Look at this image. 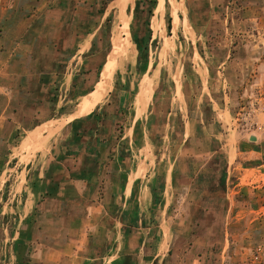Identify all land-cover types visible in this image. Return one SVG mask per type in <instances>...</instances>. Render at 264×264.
Instances as JSON below:
<instances>
[{
    "label": "rangeland",
    "instance_id": "rangeland-1",
    "mask_svg": "<svg viewBox=\"0 0 264 264\" xmlns=\"http://www.w3.org/2000/svg\"><path fill=\"white\" fill-rule=\"evenodd\" d=\"M138 1L135 13L136 0H0V97L11 100L0 220L7 215L14 223L7 211L24 196L31 149L44 143L41 153L50 154L83 140L85 167L101 165V172L69 212H85L88 202L101 214L89 224L91 236L104 230L100 246L107 250L114 237L102 203L113 193L120 201L108 170L121 166L135 183L124 209L137 206L146 223L132 228L117 252L139 264L156 254L152 264H264V0ZM67 24L69 48L57 54L50 39ZM129 47L133 60L117 68ZM67 65L68 88L55 94L60 104L65 97L63 106L40 114L38 102L34 113L32 100L45 98L36 90L39 74ZM95 86L74 112L90 114L69 122ZM6 87L23 91L7 94ZM44 126L54 133L43 142L37 133Z\"/></svg>",
    "mask_w": 264,
    "mask_h": 264
},
{
    "label": "crops",
    "instance_id": "crops-1",
    "mask_svg": "<svg viewBox=\"0 0 264 264\" xmlns=\"http://www.w3.org/2000/svg\"><path fill=\"white\" fill-rule=\"evenodd\" d=\"M50 40L51 43L57 45L54 50L57 54L66 55L65 52L69 48V24L65 28L62 26V29L59 32H55V35ZM115 40L112 41L113 52L116 50L113 47ZM81 44V50L88 45L86 40ZM62 45L66 46L64 47V52L60 50L63 48ZM108 62L107 60L100 75L101 81ZM49 71L48 73L42 72L39 74L38 82L40 86H37L36 90L39 94L41 92L44 93L46 99L42 100L43 97H41V100L35 98L32 100V104L29 106L34 113H36L38 102L40 114L46 107L50 110L63 106L65 102L64 97L60 104L55 94L62 90L65 84L66 88H68L69 66H64L56 71ZM99 84L97 83V85ZM96 86L92 89L93 91L81 97L76 109L70 115L68 113L67 119H69V122L77 121L79 120L78 118L90 114L91 109L85 111L84 113L89 112L83 116H74V112L79 109L82 101L88 97L84 98L94 92ZM3 90L7 91V94L10 92L17 93L18 91L21 93L23 91L20 87L17 90L10 87H6ZM50 92L52 96H50ZM10 102L9 96L2 95L0 97V156L4 153H7L4 154L5 156L10 155L9 149L11 147H8V145L3 147L2 145L4 144L2 143L4 134L9 131V124H11V121L7 119L9 117L7 108ZM2 115L5 116L2 117ZM34 118L31 116L29 119ZM37 118L42 119V115ZM48 119H58V116H50ZM17 128H20V126L18 125ZM29 141L28 136L21 148L26 146ZM60 147L59 149H56L57 147H54L53 150L51 149L50 154L47 151H44L46 153L43 154L41 153L44 148L43 143L37 149L29 151V155L34 154V158L25 167L24 178L26 183L20 189V192L23 191L24 196L19 193L20 195L16 199L18 205L10 206L7 211L14 213L12 217L14 223L12 225L11 222H8L7 215L4 218V222L0 220V264H53L52 262L55 264H139L131 254L117 252L120 246L119 241L126 240V237L132 235V228L134 229L138 225L143 228L139 218L128 222V220L130 221V216H125V211L128 209L124 208L131 201L130 196L135 184L131 183L133 181H131L130 175H123L121 166H113L112 169L108 170L109 174L107 177L109 182L114 186L119 184L120 201L116 202V194L112 192L113 194H109L107 201L102 203L104 204L103 206L107 207L106 213L108 214V219L111 220L110 227L114 236L112 245L107 247L106 250L105 247L100 246L101 242L99 240L102 237L101 235H104V230L99 231L100 233L94 237L91 236L93 233L90 232L93 226H89L91 220L95 223L97 216L99 217L101 214L91 213L88 202L85 203V212H81V214L69 212V203H83L84 196L89 194L90 188L96 186V178L101 172V165H96L91 169L85 167L89 160L90 152L83 140L81 142L69 140V143ZM1 160L0 158V163ZM34 171H37L35 173L37 179L31 182L29 173ZM123 176H125V179L123 184H121ZM147 186L149 188L154 187L152 183ZM128 194L130 198L127 197ZM72 198L74 199L72 200ZM33 208H38L39 212L36 209L35 213L30 214ZM0 214H3V212ZM137 215L139 217L138 212ZM105 251L106 253L108 251V254L110 253L108 257H106V254L103 256ZM93 252L97 254L91 257L90 253ZM156 258L157 254L150 257V263L152 264Z\"/></svg>",
    "mask_w": 264,
    "mask_h": 264
},
{
    "label": "trees",
    "instance_id": "trees-1",
    "mask_svg": "<svg viewBox=\"0 0 264 264\" xmlns=\"http://www.w3.org/2000/svg\"><path fill=\"white\" fill-rule=\"evenodd\" d=\"M138 7H139V1L136 0L135 7H134V12L135 13L137 12ZM169 26H170V22H168L167 28H169ZM131 45H132V43H131ZM133 52H134L133 48H131V47L127 48L124 51V53L118 57V59H117V68L120 66V64L123 61L131 62L133 60V57H134ZM100 81H101V79H100ZM100 81H99V83H100ZM53 133H54V129L51 128L50 126L40 127L38 129L37 139H39V140L44 142V140H47V137L51 136ZM155 190H156L155 187H150V193H151V195H153L152 203L154 205H156L158 202H160V198H158ZM137 212H138V209H137V206H136L135 208H133L131 210L130 209L126 210L125 211V216L126 215L130 216V222L134 221V219H136V218H139L140 221H141V224L145 225L146 222H145L144 218L138 217Z\"/></svg>",
    "mask_w": 264,
    "mask_h": 264
},
{
    "label": "bare ground",
    "instance_id": "bare-ground-1",
    "mask_svg": "<svg viewBox=\"0 0 264 264\" xmlns=\"http://www.w3.org/2000/svg\"><path fill=\"white\" fill-rule=\"evenodd\" d=\"M110 67H111V64L108 62V65L105 70L110 69Z\"/></svg>",
    "mask_w": 264,
    "mask_h": 264
}]
</instances>
